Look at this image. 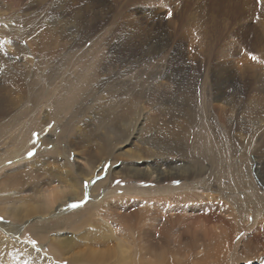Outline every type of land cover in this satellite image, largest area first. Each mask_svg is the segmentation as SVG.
Returning <instances> with one entry per match:
<instances>
[{"label":"bare ground","instance_id":"obj_1","mask_svg":"<svg viewBox=\"0 0 264 264\" xmlns=\"http://www.w3.org/2000/svg\"><path fill=\"white\" fill-rule=\"evenodd\" d=\"M112 1L83 0L88 3L83 8L86 12L82 13L80 8L74 11L80 27L66 25L68 20L65 21V11L62 12L77 0H33L24 5L27 11L16 12L10 5H0L6 10L1 15L9 20L7 24L0 21V137L6 135L0 141V264H62L64 261L69 264H228L231 253L238 248L229 242L231 233L237 236L250 228L251 222L252 225L258 222L257 211L264 213V195L259 193L260 187L252 175L255 170L257 177L261 176L264 188V81L263 85L246 89L232 85L225 73L219 71L214 76L211 94L212 90L204 89L206 81L201 80L200 71L194 73L186 67L185 60L178 61L181 53L177 51L178 46L165 70L160 66L168 58V53L161 55L167 34L162 25L158 26V32L146 36L142 55L134 60L123 55H130L126 50L131 49V40L140 39L138 28L128 35L130 24H123L119 38L124 43L119 45L108 40L114 19L108 27L101 24L103 30H98L101 36L91 33L86 39L84 31L88 32V24L94 19L89 14L91 5L99 8L95 9L101 13L99 20L105 22L109 11L120 12V6L115 5L118 0ZM210 1L226 13L253 10L255 14L259 6L264 9V0L262 3L258 0ZM144 2L142 13L148 12L154 19L161 17L155 0ZM52 5L58 14L49 13ZM195 12L182 14L185 18H194ZM262 16L264 31V12ZM78 28H84L82 36L73 39ZM40 30L45 34L41 36ZM58 34L65 39H59ZM87 40H90L89 46L84 45ZM106 49L111 52L109 56ZM76 54V60L70 62ZM248 71L243 73L248 82H258V77ZM164 77L172 82L167 85L157 81ZM199 85L202 92L198 90ZM216 106L220 113H216ZM205 120L223 146L230 141L232 150L240 149L241 156H249V177L253 183L250 195L255 196L252 198L255 214H247L246 221L239 218L236 207L221 200L220 184L213 189L211 180H206L204 190L212 189V193L207 192L205 198L203 191L197 189L205 172L203 164L207 154L204 152L213 154V162L218 157L216 151L219 153L212 142L211 146H201L199 139ZM33 130L43 137V146L35 156L20 157L24 148L35 142ZM56 132L54 140L51 135L55 137ZM72 154L83 157L84 164L71 159ZM251 154L254 159L250 158ZM16 157L20 159L15 161ZM109 157L133 163L124 164V161L119 168H112L109 162L104 172ZM6 159H13L16 164L5 168L1 164ZM139 161L144 165H139ZM22 164L26 167L15 169ZM253 164L256 169H252ZM99 166L100 173L95 171ZM103 173H106L105 179L95 184L93 198L82 210L75 211L72 203L56 211L59 205L80 198L82 192L91 193L94 178ZM116 175L161 180L179 178L185 182L175 184L172 193L173 186L167 193L158 191V195L145 191L142 197L127 189V194L136 195L109 201L114 192L108 191V186ZM213 176L217 174L209 171L208 178ZM101 189L103 196L99 199ZM131 203L138 205L137 210L128 209ZM111 208H115L116 215L110 214ZM215 208H227L228 225L210 224V217L219 218L211 213ZM201 210L207 211L204 216L208 219ZM2 217L12 220L3 222ZM26 225V231L40 240L38 248L47 247L51 252L36 251L37 247L21 236ZM80 229L84 231L78 237ZM202 237L206 238L203 243ZM82 240H87V243L81 242L87 247L77 250ZM110 240L115 242V247L95 246ZM243 240V253L246 257H255L260 244L255 242L257 245L252 246L254 241L247 235L240 242ZM200 246L203 252L198 251Z\"/></svg>","mask_w":264,"mask_h":264},{"label":"rangeland","instance_id":"obj_2","mask_svg":"<svg viewBox=\"0 0 264 264\" xmlns=\"http://www.w3.org/2000/svg\"><path fill=\"white\" fill-rule=\"evenodd\" d=\"M31 1H33V0H0V5L1 4H4L5 6L10 5L11 8H13L12 9L13 11L14 10H21V9L26 10L27 8L24 5L25 4L27 5V3H30ZM48 1H52V0H48ZM54 1L58 2L59 0H54ZM82 1L83 0H77V3L75 5L67 6V8H65L62 11V12L65 11L63 13V14H65V16H64L65 21L68 20V22L66 21V25L72 26V25L77 24L76 18L78 16H77L76 12H74V11L79 9V8L83 9L88 4V3H85ZM149 1H151V0H149ZM152 1H154V0H152ZM155 1H156V3L154 2V4H157V6H159V9H160L159 15L161 16L160 18L155 17V19L152 18L153 16L150 15V13L146 12V14H145V13L141 12V10H142L141 4L145 3L144 0H118L117 4L113 0L112 2L115 3L116 7L120 6V12L117 9H115L114 11H109L110 14H108V19L105 22L103 21L104 19L99 20V18H101V13L99 11H96V10H99V8H94L91 5V7H92V8L90 7L91 11L90 12L87 11V12H89L92 19L93 18L94 19L92 20V23L88 24L89 29H88L87 33H86V30L84 31L86 33V34L84 33V36L86 35V39H88V35H91V33H93V34L95 33V35L100 34V32L103 30L101 24L105 23V25L108 27L114 19V25H113L114 29H112L114 32L110 31V34L108 32V34L111 35V36H109L108 40L111 41L112 44L118 43V45H119V42H120V44L124 43L123 41H120V38H119L123 24H126V25L130 24L132 26V28H131V31L128 32V35H130L133 31H135L136 28H138L140 30V39L139 40H131L130 44L127 43V44L131 45L130 48L132 50L131 49L126 50L127 54L129 51L131 52L130 55H126L125 53H123V55L126 56V58H128V59L134 60L135 58L139 57V55L140 56L142 55L141 54L142 49L144 46H146V45H144L145 43H143L146 40V36H149L151 33L154 34V32L155 33L158 32V30H157L158 26L162 25L166 29L167 34H166V41L163 43L164 44L163 47H165V49L162 51L161 55L168 53V56H167L168 58L166 59V61L163 64H160V66L165 67V70H167L170 59L172 61V58H173L172 54H173L175 48L178 46L177 51H181V53L178 54V61L180 59L182 61L185 60L188 64V66H186V67L189 68L194 73H195V71H197V72L200 71L199 73L201 75V80L206 81L204 89L208 90V91L212 90L211 94L213 93L214 76H218L219 71L225 73L226 80L231 82L232 85L235 83L239 86L245 87L246 89L247 88L250 89L249 87H254L257 85H263L262 79L264 81V48H263V50H261V46L264 43V31L262 28L263 25L261 24V22H263V20H262L263 19L262 13L264 12L263 6H259L258 7L259 10L255 14H254L253 10H251V11H245L244 10L241 12L240 11L238 12V10H235V11L232 10L231 13H226L222 10V8H215L216 6L214 7L210 0H179L180 4L179 3L177 4V0H170V1L169 0H155ZM258 1L261 3L263 2L262 0H258ZM11 8L9 9V11H11ZM37 8H38V5H37ZM55 10H56V7L54 5H52L49 13L58 14L59 11L56 12ZM192 10H193V12L196 11L195 12L196 17L185 18L184 16H186V15L183 16V14H182L183 12H186V14H190ZM0 12H2V13H0V21L1 20L5 21V23L7 24V21H9V20H7V17L3 16L4 15L3 13H6V10L0 8ZM14 12H16V11H14ZM62 12H60V14H62ZM83 12L85 13L86 10L83 9L82 13ZM1 14H3V15H1ZM10 15H12V14H10ZM87 17L89 18L88 15H87ZM115 17L117 19L116 22H115ZM93 21L96 24H93L94 23ZM153 21H155L156 24H154ZM91 24L96 25L97 27L96 26L93 27V25H91ZM0 25H1V23H0ZM89 25H90V27H89ZM84 26H85V24H84ZM106 26H104L103 28L105 29ZM116 26H118V27H116ZM77 27H80V25L77 24ZM100 28H101V30H100ZM83 29L84 28H78V30L75 33L76 35L73 39H77V38L79 39L82 36L80 34H82ZM40 32H41L40 33L41 36L45 34L44 31L40 30ZM58 35H57V37H59V39H63V40L65 39L61 34H58ZM163 35H165V34H163ZM100 36H101V34H100ZM24 40L25 39H23L22 41L25 42ZM89 42H90V40L85 41L84 45L89 46ZM260 43H262V44H260ZM167 44H168V46H167ZM180 45H181V47H180ZM105 52H106L107 56H109L111 53L109 49H106ZM77 55L78 54L73 56L71 58L70 62L75 61ZM253 57H255V59H253ZM229 61L230 62L232 61V62L230 63ZM231 64L234 66H232ZM126 65H128V64H126ZM221 65H223V67L221 69H219V67ZM142 66H144V68H146V65H142ZM216 66H218V69L216 68ZM232 67H234L235 69ZM120 69L122 70V69H124V67H121ZM171 70L174 71V69H171ZM247 71L251 72L252 74H255L253 76L258 77L257 79L259 81L256 83H254L255 80H253L254 82H248V80L243 76V73H245ZM161 80L163 83H166L167 85L172 82L166 77L157 79V81H161ZM246 85L248 87H246ZM198 90H199V92H202L203 88H201V86L199 85ZM203 93H205V92H203ZM104 94H105V92H104ZM215 103L217 104V102H215ZM145 104H146V102H145ZM149 108L151 110L153 109L152 106H150ZM215 110H217L216 113H220L219 106L218 107L216 106ZM214 117H215V115H214ZM209 118H212V116L210 115ZM52 124H53V122H52ZM201 128H202V132L200 134V139H199L201 146H202V144H204L203 145L204 147H206L208 145L211 146L213 144L212 146H214L215 151L218 148L219 153L216 151V153L218 154V157H217V160H215L216 162H213V159H215L214 157H212L213 154L212 153L209 154L207 152H204V154H207L204 157L205 160H204V164H203L205 172L200 177L202 182H200V184H199L200 187L198 186L197 189H198V191H200V190L203 191L202 192L204 194L203 197L205 198V197H207V196H205V194L207 192L212 193V191H211L212 189L204 190V189H206L203 187L205 185V183L207 182L206 180H209V181L211 180L210 182L214 184L213 189H216L218 184H220L222 186L221 200L226 201L229 204L233 205L234 208L236 207L239 218H243L244 221H246L247 214H250V213H252L253 215L255 214L253 212V208H252V205H253L252 198L253 197L255 198V196L250 195L251 191L253 192V190H252L253 183L251 184L252 178L249 177V174H250V169H249L250 162L248 160L249 156L247 158H245L244 156H241L240 155V152H241L240 149H239V151L237 149H236V151L232 150V145H231L230 141H228L227 144H225V146H223L222 143H220L221 140L214 133H212L213 129L209 128V124H208V122H206V120L204 121ZM156 129L157 128H154L153 131H156ZM33 131L35 133H33ZM33 131H32V133H33V136H35V142H33L30 146H26V148H24L25 151L20 153V155H19L20 157L35 156L36 153L38 152V150L43 146L42 145L43 144V141H42L43 137H39L38 136L39 134L36 133L37 132L36 130H33ZM57 132L55 134V137H54V134L51 135L54 140H56V137L58 135ZM206 135H207V137H206ZM5 136L6 135L2 134L0 137V141L5 139ZM30 136L32 138V134H30ZM207 141H210V142H207ZM211 142H212V144H211ZM10 144H12V141L10 142ZM221 146H223V147H221ZM48 147L52 148L51 144H49ZM30 153H31V155H30ZM20 157H16L15 161H18L20 159ZM73 158H76L78 163H80L82 165L85 162V159H83V157L78 158L72 154L71 159H73ZM250 158L254 159L255 157L251 154ZM61 160H63V159H61ZM124 161H125L124 164L133 163L131 160L130 161L124 160L122 158H118L117 160L114 161V159L112 157H109L107 162L108 163L112 162V166H111L112 168H119L123 164ZM15 164L16 163H14L13 159H6L4 161V163L1 165H5V168H9ZM139 165L143 166L144 162L139 161ZM188 165L190 166V163ZM20 166L26 167L25 164H22V165H18L15 169H17ZM251 167H252V169H256L255 168L256 166L254 164L251 165ZM7 170L8 169H6L5 171H7ZM12 170H13V168H12ZM211 170L217 174L218 178H217V176L216 177L213 176L214 177L213 179L208 178L209 171H211ZM95 171H98V173H100L101 172L100 166L97 167L95 169ZM123 171H126V170H123ZM104 172H107L105 170V167H104ZM257 174L258 173L255 170H252L253 181L260 187L261 192L259 191V193H262V195H264V188H262V185H261L262 180L259 179V178H261V176L258 175V177H257ZM102 175L103 174H101L100 176H96L94 178L91 193L82 192L80 198L72 200V201H67L64 204L59 205L57 207L56 211L59 212L61 210H64L67 208L68 205H70L72 203H73L72 206H76V208L74 209L75 211L82 210L84 208V206L93 198V195H94L93 188H94L95 184L98 181L105 179L106 176L105 175L102 176ZM215 178H216V181H215ZM245 178L247 179L248 183L246 182ZM71 179H74V178L71 177ZM134 179H136L137 181ZM111 181H112V183L108 186V191L111 190L110 192H114V193L112 194L113 196L111 195L108 197L109 201H113L114 199H117V198H120L123 196H125L126 198L127 197L130 198V197H134L136 195L134 193H130V194L128 193L127 194V192H126L127 189L133 190L134 192L138 193V195H137L138 197H142V196H144L143 193L145 191L147 193H150V195H152V194L158 195V193H159L158 191H165L166 192V190H168L171 186H173L171 189V193H172V191H174L175 184L182 185L185 182V179L173 178V180H171V179H168V180L162 179L161 180L159 178H154V177L153 178L150 177V179H149V178H142V177L137 178V177H132V176L116 175V177H114ZM195 182H196V180H195ZM203 183H204V185H203ZM192 186H193V184L190 187H192ZM112 189H114V190H112ZM124 191H125V193H124ZM99 192L100 193L97 196L100 199L103 196V189H101ZM214 193L217 195L218 192L215 191ZM133 204L134 203H131V205L128 208L131 211L137 210V207H138L137 204H134V205ZM114 209L115 208L108 209V210H110L109 211L110 214L116 215L114 213ZM201 211H202L203 216L205 214H207V211H205V210L204 211L201 210ZM211 213L212 214L214 213L217 217L219 216V218L218 219L216 218L218 220L217 221L213 217H210V220H209L210 224L213 222L218 223V224L225 222L228 225V223H230L227 220V214L229 213L227 208H224V209L223 208H215ZM122 214H124L123 211H122ZM256 214L259 215L258 219H257L258 222H256L254 225H252V222H251L250 226H249L250 228L247 227L246 229H243V231L238 233L237 236H235V237H234V233H231L229 242L230 243L232 242V244H234V246L237 245V247L239 249L237 248L236 250H233L234 252L231 253L232 258H230V262L228 264H236V263L237 264H260V263L264 264V225H263L264 224L263 223L264 222L263 221L264 220V216H263L264 213L260 214L259 211H257ZM121 216H123V215H121ZM3 218L6 221L3 220ZM204 218H207V217L204 216ZM251 218L253 219V217H251ZM1 219L3 222H7V223H10L12 220L9 217H2ZM27 228H28V225H26V227L23 228L21 236L23 238H25L27 241H29L30 244L34 245V247H37L36 251H40V252L45 254L46 249H47V252H51L50 250H48L47 247H45V249L42 247L38 248L39 247L38 244L40 243V240H37L38 238L34 237L32 232L26 231ZM158 228H156L157 231H158ZM83 231H84L83 229L78 230L77 232H80V233H77V234H79L77 236L79 237L80 235H82ZM157 231H155V232L157 233ZM246 235L248 236V238L250 240L252 239V243L254 241V243L251 244L252 246H254L256 244L255 242L260 244V246H259L260 248H258L259 249L258 253H260L261 257L259 256L258 253L255 255V257L254 256L253 257L252 256L246 257V255L243 253L242 250L244 248L245 242H244V240L242 242H240V241L244 237H246ZM253 235H255V236H253ZM232 237L234 238L235 241L233 240ZM205 239H206L205 237H202V240H200V242L203 243V241ZM81 242L87 243V240L86 241L85 240L80 241V245L82 246V248H80L81 247L80 246L79 249H77V250L86 249L87 245L82 244ZM114 244H115V242L110 240L106 244L102 243L101 245H99V244L98 245L94 244V245L97 248L101 247V248L105 249V248H107L106 245H108V247H110V246H114ZM199 248H198V251H202V252L204 251L202 246H200ZM62 264H69V263L67 261H64V263H62Z\"/></svg>","mask_w":264,"mask_h":264},{"label":"snow or ice","instance_id":"obj_3","mask_svg":"<svg viewBox=\"0 0 264 264\" xmlns=\"http://www.w3.org/2000/svg\"><path fill=\"white\" fill-rule=\"evenodd\" d=\"M253 59H255V57H253ZM30 155H31V153H30Z\"/></svg>","mask_w":264,"mask_h":264}]
</instances>
